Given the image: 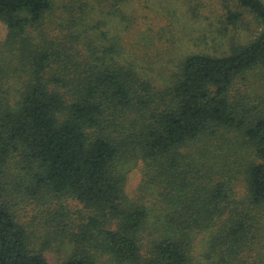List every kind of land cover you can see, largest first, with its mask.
<instances>
[{
	"label": "trees",
	"instance_id": "16d2710c",
	"mask_svg": "<svg viewBox=\"0 0 264 264\" xmlns=\"http://www.w3.org/2000/svg\"><path fill=\"white\" fill-rule=\"evenodd\" d=\"M223 1L224 49L160 80L135 17L0 0V264H264V0Z\"/></svg>",
	"mask_w": 264,
	"mask_h": 264
},
{
	"label": "rangeland",
	"instance_id": "374dc122",
	"mask_svg": "<svg viewBox=\"0 0 264 264\" xmlns=\"http://www.w3.org/2000/svg\"><path fill=\"white\" fill-rule=\"evenodd\" d=\"M78 2L79 0H55L56 14L60 15L65 12V7L69 4L79 5ZM89 3L90 7H85L88 11L98 10L94 20H108L113 24L112 30L114 31L116 23L122 22L125 18L135 17L139 24L135 29L137 35L142 34L146 29L151 33H155L156 44L151 48L145 47L141 43L143 39H139L134 41L135 46L130 47L128 52L142 65L150 68L149 72L152 76H157V78L159 76L160 80L162 75L159 74L167 70V67H174L176 63L178 64L183 53H189L190 51L191 53L206 52L209 54L215 52V45L219 51L220 47L226 44V36H222L220 32L221 29L224 30L222 19L227 11L225 10L227 4L223 0H127L120 3L116 9L111 7V4L114 3L112 0L103 4L100 0H89ZM197 6H200L201 14L195 16L191 8ZM89 13L86 12L87 15ZM93 14H91V17ZM166 24H170L168 28L174 36L173 42L177 40L176 47L172 52L168 51L171 42L165 47L157 39L158 36L163 34V27ZM6 35L7 27L0 21V41L5 40ZM123 38L128 40L127 36ZM205 39L208 43L203 41ZM214 40L217 41L214 42ZM222 48L224 49V47ZM136 55H139V59ZM162 67L164 70L159 72L163 69ZM128 179L129 191L133 192L141 183L142 174L140 169L137 167L132 168L128 174ZM243 192L244 186H241L239 197L242 196ZM50 259L51 264H54L56 258L50 255Z\"/></svg>",
	"mask_w": 264,
	"mask_h": 264
}]
</instances>
